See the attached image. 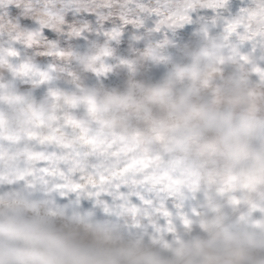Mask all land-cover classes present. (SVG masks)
<instances>
[{"label": "clouds", "instance_id": "obj_1", "mask_svg": "<svg viewBox=\"0 0 264 264\" xmlns=\"http://www.w3.org/2000/svg\"><path fill=\"white\" fill-rule=\"evenodd\" d=\"M0 264H264V0H0Z\"/></svg>", "mask_w": 264, "mask_h": 264}]
</instances>
